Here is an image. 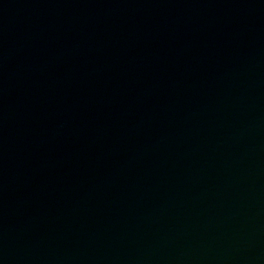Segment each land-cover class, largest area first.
<instances>
[{
  "label": "water",
  "instance_id": "obj_1",
  "mask_svg": "<svg viewBox=\"0 0 264 264\" xmlns=\"http://www.w3.org/2000/svg\"><path fill=\"white\" fill-rule=\"evenodd\" d=\"M52 264H264V166Z\"/></svg>",
  "mask_w": 264,
  "mask_h": 264
}]
</instances>
